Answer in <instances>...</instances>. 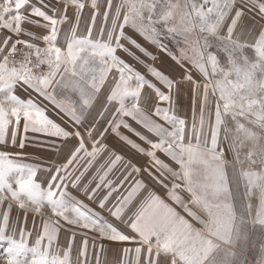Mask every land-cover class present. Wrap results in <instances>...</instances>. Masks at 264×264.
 Listing matches in <instances>:
<instances>
[{"label": "snow or ice", "instance_id": "obj_1", "mask_svg": "<svg viewBox=\"0 0 264 264\" xmlns=\"http://www.w3.org/2000/svg\"><path fill=\"white\" fill-rule=\"evenodd\" d=\"M68 2L76 9L75 23L61 46L67 4L58 12L32 0H0V29L12 34L0 38V248L6 264H89L90 249L100 264L104 246L97 240L134 244L122 250L121 264H244L233 248L248 240L251 227L264 232V0H119L115 7L105 0L98 37L93 35L98 0H91L94 11L84 35L78 27L85 3ZM28 10L44 23L29 19ZM25 21L46 34L25 32ZM126 28L177 66H191L182 78L192 90L190 125L176 112L181 78L149 66L158 83L153 82L118 54L130 51L127 43L155 59ZM106 81L110 94L93 113ZM18 87L28 95H17ZM110 137L149 159L143 164L126 159L117 151L119 143H108ZM222 139L232 162L224 157ZM30 143L64 154V161L41 168L24 162L22 152L7 150ZM245 163L247 169L238 167ZM40 172L45 176L38 177ZM257 193L253 218L251 199ZM13 202L24 211L25 223L29 211L42 217L32 246L29 229L22 226L18 239L15 229L8 234ZM46 205L51 216L44 218ZM62 221L82 229H66L63 255L57 251ZM77 235L82 240L73 260Z\"/></svg>", "mask_w": 264, "mask_h": 264}, {"label": "rangeland", "instance_id": "obj_2", "mask_svg": "<svg viewBox=\"0 0 264 264\" xmlns=\"http://www.w3.org/2000/svg\"><path fill=\"white\" fill-rule=\"evenodd\" d=\"M82 2L85 3V8L82 10V13H81V23L78 27V34L84 35L87 33V28L91 24V15L94 10L91 8V0H82ZM32 3L36 4L37 6H40V4L42 3L52 9L57 10L58 12L63 11L65 4L68 5L66 14L69 19H68V22L62 26L61 36L59 37L60 44L61 46H63L65 43L64 32L67 29H69L72 26V24L75 23V11H76L75 7L71 3H69L68 0H32ZM117 3H119V0H113L114 7ZM98 4L100 8V14L97 15L96 25L93 28V35L97 37L99 36L98 30L102 23V14L106 8L105 0H98ZM24 14L26 16H29V19L31 20H39L40 24L44 23V21L41 18L31 15L30 10L25 11ZM49 14L51 15L52 12H49ZM251 15H254V14H250V16ZM22 27L25 29V32H29V31L33 32L38 37H42L43 35L46 34L45 29H43L42 27L36 26V25L29 24L27 21H25L22 24ZM125 30L129 35H131L134 39H136L138 43L143 45V47L147 49L148 52L152 53V55L155 56V59L153 60L149 58L144 52L140 51L139 49H136L135 47L127 43H125V47L129 48L130 51L127 53L120 51L118 52V54L128 64H130L133 68H135L141 74L145 75L146 78L153 80V82L158 83L155 80V78L150 75L149 66H154L160 69L161 71H164L166 74H170L174 79L181 78L182 80L181 89L182 90H181V94L179 95V97L176 98V112H177V115L184 118L190 125L193 119L192 90H191V85L188 84L187 81L183 80L182 78L184 76L186 68H190L191 66L188 64L185 65V68H181L177 66L175 64V61H173V59L166 52L161 51L158 48V46L149 43L142 36H140L137 32H135L134 30L130 28H126ZM9 34L12 35L10 32L0 29V38L8 36ZM15 38L16 37L13 36V39ZM21 38L30 39L27 35H23ZM32 42L38 43L41 47H44L42 40H33ZM163 43L168 45V48L171 49L173 52L177 51L176 46L172 42L171 39H164ZM249 54L251 55V53ZM10 59H12V57H10ZM146 91L148 90L146 89ZM16 94L20 95L21 97H26L28 95V93L24 92L19 87L16 89ZM108 94H110V81L105 82V85L101 88V91L98 94L97 101L94 102L93 109H91L90 111L95 113V111L101 107V104L106 102V96ZM73 98L75 99V97ZM142 106H143V102H142ZM109 107H113V106L110 105ZM199 108H200V103H199V99H197L196 107H195L196 114L199 113ZM49 115L52 116L53 119H57L55 115H53L51 112L49 113ZM57 122H60V121L57 120ZM130 122L133 123L134 127H136L135 122H132V121ZM22 124H23V121L21 122V132H22ZM122 131L124 132V134L128 135L131 139L135 140L137 144H140L141 146H143L145 149L149 147L139 137L135 136L134 133L128 130H125V129H122ZM9 132H11V127L9 129ZM145 134L149 136L151 135V134H148L146 131H145ZM31 136L32 134L29 133V138H31ZM222 136H223V132H222ZM18 139H19V136H18ZM74 142L75 141H73V143ZM108 143H110V145L119 143V147L117 148V151L119 152V154L125 156L126 159H132L134 162L137 160L138 162L140 161L139 159H135L134 157V155H136L137 156L136 158H139L140 153H138L135 149L131 148V146L126 145L123 142H118L115 137H110ZM7 150L12 153L22 152L23 156L25 157L24 162L37 164L41 168H48L53 165H58L59 163H62L64 161V154L57 155L55 151L49 150L47 146H41L35 143L27 144V146L23 150H20L18 147H9ZM94 171H95V168H93L84 177L85 183L91 178L92 172ZM43 176H45V173L43 172L38 173V177H43ZM69 191L72 192L73 195L77 196L79 199L83 200L85 204L89 205V207L93 208L94 205L98 207L96 203L89 201L81 192H79L76 189H73L71 186H69ZM8 202L9 201L5 202V206ZM0 211H3V209H0ZM42 211L44 213V218L51 216V209L47 205L42 209ZM96 211H99V210H96ZM34 216H35V221H36L35 225L33 224ZM17 217H19L18 221H17ZM41 220H42V217L35 215L33 212L29 211L27 215V222L25 223L24 211L20 210L18 206L15 204V202H13L12 211L10 213V224H9L8 234L11 235L13 233V229H15V235H16V238L18 239L19 230L23 226L32 231V236L29 239V246H32L37 237V233L40 231ZM62 224H63V227L61 228V231L59 233V238H58L59 247L57 249V251H59L61 255H63V252L65 251L67 247L66 246L67 240L70 235V232L66 231V229L75 231L74 226L68 225L63 221H62ZM76 232L80 233L81 231L76 230ZM81 240H82V237L80 235H77L75 243L73 245V248H74L72 252L73 260H75L76 258L77 249L80 246ZM4 246L6 247V242H4ZM91 250L92 249H90V252ZM256 252H257V248H254L253 254H256ZM93 257H94L93 255L89 256V264H92ZM0 264H6V259L3 256L2 248H0Z\"/></svg>", "mask_w": 264, "mask_h": 264}, {"label": "crops", "instance_id": "obj_3", "mask_svg": "<svg viewBox=\"0 0 264 264\" xmlns=\"http://www.w3.org/2000/svg\"><path fill=\"white\" fill-rule=\"evenodd\" d=\"M242 122H245V121H242ZM245 123H246V126L252 127L253 130H255L257 132L261 131L257 126L250 125L247 122H245ZM220 147H222L224 149L225 159L228 160L229 162H232L234 159V156H233V152L229 149L228 142L224 141L222 139L220 142ZM139 155H140L139 158H136L137 156L134 155L135 159L140 160L139 162H138V160L135 162L133 161L134 163L143 164L149 159L144 154H139ZM158 155H160L161 158H164L161 153H158ZM131 158H132V156H131ZM241 159H244V150L241 151ZM174 167H175V165H174ZM238 167H243V168L247 169L248 164L245 163V164L240 165ZM229 171L231 172V169H229ZM251 203L253 205L252 215L254 218L255 212H256V209L258 206V193L252 197ZM93 209L101 211L95 205L93 206ZM103 215L107 216L108 214L105 212V213H103ZM196 226L200 227L199 224H197ZM74 229H75V232H76V230L82 231V229H80L78 227H75ZM88 236L93 237V236H95V233L89 232ZM89 243L91 245V243H92L91 239H90ZM96 243L98 245L103 244V246H104L103 252L100 254V264H121L122 250L125 247H135L134 244H130V243H126V242H111V241H107V240H97ZM262 245H264V232H261L258 227H251L249 229L248 240L247 241H241L239 245H237L235 248H233V250L237 252L238 256L243 258L244 264H257L258 260H261L262 258H264V251H262V248H261ZM254 248H257L256 254H253ZM92 255L94 256L92 258V264H96V261H95L96 250H91V256Z\"/></svg>", "mask_w": 264, "mask_h": 264}]
</instances>
